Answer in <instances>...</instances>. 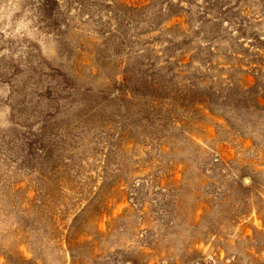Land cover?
Wrapping results in <instances>:
<instances>
[{"label": "rangeland", "instance_id": "1", "mask_svg": "<svg viewBox=\"0 0 264 264\" xmlns=\"http://www.w3.org/2000/svg\"><path fill=\"white\" fill-rule=\"evenodd\" d=\"M0 264H264V0H0Z\"/></svg>", "mask_w": 264, "mask_h": 264}]
</instances>
